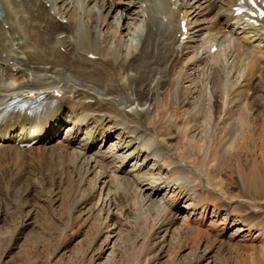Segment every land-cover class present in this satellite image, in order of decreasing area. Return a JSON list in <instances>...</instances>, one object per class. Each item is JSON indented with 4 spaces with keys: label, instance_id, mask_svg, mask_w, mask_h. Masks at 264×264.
I'll return each instance as SVG.
<instances>
[{
    "label": "bare ground",
    "instance_id": "6f19581e",
    "mask_svg": "<svg viewBox=\"0 0 264 264\" xmlns=\"http://www.w3.org/2000/svg\"><path fill=\"white\" fill-rule=\"evenodd\" d=\"M180 1L135 0L122 6L127 0H0V114L17 99L36 100L33 108L19 110L0 122V171L12 176L13 186L15 190L21 188L20 196H26L25 202L38 188L46 190L42 180L51 188L49 192L55 186L62 189L58 200L50 193L51 197L44 201L67 212L70 219L85 210L88 214L95 208L97 198L100 211L110 209L117 198H127L130 194L127 190L135 184L133 177L143 179L138 163L157 157L163 150L161 146L171 151L169 141L173 138H166L163 132L160 143L146 140L153 122L150 119L143 124L145 116L155 113L154 120L166 116L170 111L163 100L167 92L173 97L171 107L174 103L189 104L190 96L198 88L194 84L188 90L184 84L188 80L194 83L190 80L192 72L206 60L199 59L203 56L199 53L208 44L207 57L222 62L225 56L227 67L211 68L210 109H205L204 95L198 90L201 108L192 119L212 123L222 137L223 149L238 143L251 148L249 155H253L254 148L258 149L261 158L258 169L264 171V19L236 16L238 3L247 0H208L206 19L202 6L192 5L187 10L191 1L200 4V0ZM263 3L261 0L258 4L263 7ZM131 4L136 13L129 8ZM73 8L75 15L70 14ZM114 12L121 16L112 34L108 18ZM82 13L86 15L84 20ZM132 15L138 16L143 24L141 34L123 35L119 23ZM200 17L205 19L204 26L199 24ZM125 28L129 29L127 25ZM184 28L188 29L187 34ZM202 32L209 38L207 43L199 40ZM184 33L189 35L186 41ZM215 47L217 52L213 54ZM179 56L182 61L189 56L191 59L183 64ZM181 63L183 66L179 68ZM225 68L227 78L223 74ZM156 80V87H152ZM129 84L136 87L133 93ZM30 112L35 113L34 119L38 121L29 116ZM172 112L175 118L179 114ZM180 120L176 118L173 125L177 131L179 124H185L184 119ZM69 122L72 123L69 137L57 148L48 147L47 142L54 143L56 134ZM193 128L189 131L193 132ZM181 129L176 136L179 139L185 134ZM81 133L85 134V143H80L72 153L71 146ZM30 135L37 143L23 148L24 139ZM107 139H116L112 151L95 150L89 155L97 141ZM125 150L132 152L127 154ZM127 158L132 159L128 175V168L116 165L118 160ZM111 177L116 184L115 193L109 191L111 196L108 198L107 194L106 199L102 193ZM171 177L159 176L140 183L149 181L154 185L144 193L140 187L136 188L140 211L149 203L153 206L163 192H174V187H169ZM27 183L30 184L26 186ZM249 187L254 189L252 193L258 192L264 198V184ZM196 188L190 186L187 197H177L176 203L194 208L195 200L199 199ZM174 202L163 210L169 227L178 209ZM196 233L203 234L198 229Z\"/></svg>",
    "mask_w": 264,
    "mask_h": 264
},
{
    "label": "rangeland",
    "instance_id": "374dc122",
    "mask_svg": "<svg viewBox=\"0 0 264 264\" xmlns=\"http://www.w3.org/2000/svg\"><path fill=\"white\" fill-rule=\"evenodd\" d=\"M131 1L135 0H127L128 3L125 2L122 6H127ZM200 1V4L191 1V6L187 10L190 11L192 5L202 6L206 19L209 12L208 0ZM129 8L137 12L134 4H131ZM74 13L75 8L71 9L70 14ZM77 16L79 17L80 14L78 13ZM120 16V13L114 12L108 18L112 24V34ZM85 17L86 15L82 13V20ZM205 19L199 18L201 26L205 25ZM63 23L66 24V22ZM119 25L123 26L121 31L123 35L129 36L141 34L143 28L140 18L136 15H132L130 19L121 20ZM124 25H127L129 29H124ZM205 35L202 32L199 36V40L201 39L203 43H207L209 39ZM209 46L210 44L199 53L203 56L198 58L206 60H203L204 62L200 63L197 70L192 72L190 80L192 79L194 83L191 84L188 80L184 84L185 89H192L195 84L198 90H201L207 110L210 109L209 81L212 70L218 67L222 70L223 65L226 66L225 56V58L222 57V62L207 57L208 54L205 53L208 52ZM190 56L193 57V55ZM190 56L185 61H182L179 56L178 60L184 64L191 59ZM182 63L179 68L180 66L182 68ZM225 69L223 74L227 78L229 73L227 68ZM156 84L157 80L153 82L152 87H156ZM128 87L130 92L135 91V85L129 84ZM198 90L190 96L188 105L180 106L174 103L172 107L170 103L173 102V97L171 93L168 96L169 92H167L163 100L170 107V111L166 116L162 120H154L155 113L145 116L143 124L150 119L153 122L152 128L147 132L146 140L150 138L151 141L160 143L163 132L166 138H173L169 141L171 151L161 146L163 150L157 157L139 162L138 166H141L139 176L143 179L138 180V177H133L135 184L127 190L130 192L129 196L123 197L122 200L117 198L110 209L100 211L99 205H96L97 198L94 203L95 208L89 210L88 214L85 210V212L82 211V215L76 216L75 213L73 219H70L67 212L44 201L46 197L51 196L54 200H58L62 196V189L55 186L52 188L53 193L49 192L51 188L45 180H42L46 190H38V188L28 196L29 199L25 202L26 196H20L21 188L15 190L12 176H9L8 172L0 171V264H264V198H260L261 194L258 192L252 193L254 189L251 190L252 188L249 187V185L264 184V171L260 167V170L258 169V163L261 162L258 149L254 148L253 155L248 154L251 153L250 147H241L239 143L230 146L231 148L223 149L222 137L215 132L212 123L207 124L203 121L198 123L192 119L201 108ZM161 91L162 95L165 89ZM175 92L173 89L174 95ZM252 96L251 90L249 97ZM171 110L175 113L179 111L176 117L178 120L184 119L185 124H179L180 127H178V131L182 128L181 130L185 133L183 139L176 137L178 131L173 127L176 118L172 116ZM71 124L70 122L65 124L57 133V140L54 143H48L47 146L57 148L60 142L65 141L72 133V131L69 133ZM191 126L194 127L193 132L189 131ZM83 138H85L84 133L78 135L77 141L71 146L72 153L76 151L80 143H85ZM115 141L116 139L97 141L89 155L91 156L95 150L105 153L112 151ZM131 152L132 150L124 151L127 154ZM130 158L118 160L116 163L128 168L127 175L131 169L128 166L132 164ZM97 171H100V168H97ZM36 173L41 175L39 172ZM169 175H172L168 180L169 187H174V192L172 194L163 192L157 197L158 199H155L153 206L149 203L140 211L138 203L140 198L136 195V188L140 187L144 193V190L154 186L149 181L144 182L143 185L140 183L145 179L152 180L155 177L164 178ZM113 181L111 177L108 180V188L103 190L102 195L106 199L109 191L112 194L115 193L116 184ZM207 182L208 187H206ZM29 184L27 183L26 186ZM190 186L197 187L196 189L199 190V199L195 200L197 205L194 208L178 205L177 197H187ZM50 193L51 196H48ZM110 196L111 194L108 198ZM172 202H174L173 206L178 205L176 206L178 209L175 221L169 227L165 223L167 216L163 218V210ZM190 204L189 202L187 205ZM66 220L70 221L67 223ZM197 229L203 234H197ZM167 230L168 233H166Z\"/></svg>",
    "mask_w": 264,
    "mask_h": 264
}]
</instances>
